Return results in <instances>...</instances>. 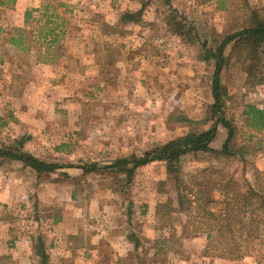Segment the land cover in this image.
Wrapping results in <instances>:
<instances>
[{
    "label": "rangeland",
    "instance_id": "obj_1",
    "mask_svg": "<svg viewBox=\"0 0 264 264\" xmlns=\"http://www.w3.org/2000/svg\"><path fill=\"white\" fill-rule=\"evenodd\" d=\"M0 1L6 3V8L0 5V146L24 137L23 150L63 164L57 172L69 174L66 170L77 172L85 163L101 166L119 156L141 154L210 125L213 66L200 58L199 43L183 42L166 31L163 17L168 8L159 0H25L28 10L39 8L32 11L37 23L30 20V26L24 24L25 12L19 16L11 7L15 0ZM233 1L173 0L172 6L204 37L210 31H223L236 18ZM249 1L264 9V0ZM45 5L48 13H57L65 24L61 39L65 55L53 64L36 62L37 53L44 50L40 41L25 45V50L6 42L15 27H26L29 37L35 33L45 20L41 16ZM141 5L145 7L142 23H118L123 10H137ZM19 20H23L21 25L16 24ZM221 79L230 95L226 115L237 124L238 138L246 144L250 130L243 105L264 107V75L250 83L231 59ZM226 133L218 124L211 142L214 149L221 148ZM256 141L254 137L251 143ZM10 164L21 163L6 161L0 163V170H22ZM57 172L55 181H36L33 172L34 178L27 176L25 202L19 201L16 208L0 206L17 231L37 237L42 233L52 241L57 239L61 247L69 239L67 230L96 231L97 236L86 235L96 246L86 264H136L128 257L115 261L118 252L129 249L128 243H118L130 232L142 238L131 252L145 264H200L196 260L202 257H219L208 247L206 224L195 218L198 211L186 205L179 209L174 176L163 162L139 167L128 184L120 176L122 193L109 187L110 178L89 174L77 186L70 179H58ZM74 174L69 175L81 176L83 170ZM181 177L193 188L191 193L200 185L204 198L234 203L232 197L242 196L249 184L264 187V149L244 159L215 151L187 154L181 161ZM8 180L5 175L0 178ZM251 210L247 217L256 214ZM235 228L242 256L227 259L248 258L252 264L259 259L264 264V224L256 238H248L240 224ZM73 236L75 242L84 240ZM61 247L57 257L63 253ZM61 264L72 263L64 257Z\"/></svg>",
    "mask_w": 264,
    "mask_h": 264
},
{
    "label": "trees",
    "instance_id": "obj_2",
    "mask_svg": "<svg viewBox=\"0 0 264 264\" xmlns=\"http://www.w3.org/2000/svg\"><path fill=\"white\" fill-rule=\"evenodd\" d=\"M159 1L168 8V13L163 17L166 31L179 37L183 42L199 43L200 58L213 66L212 103L209 106L210 125L207 128L189 131L158 143L141 154L119 156L110 163L101 166L95 162L85 163L80 166L83 174L76 177H71L64 171L57 172L59 168L64 167L63 164L39 159L32 153L23 150L26 140L24 137L16 139L14 143L0 146V163L18 161L32 169L36 181L48 179L55 181L53 174L57 172L60 177L58 179H70L77 186L80 185V178H85L89 174L100 175L110 178L113 184H110L109 187L122 193L123 183L120 181V176H123V181L128 184L134 178L139 167L152 161H161L165 165V170L174 176L179 209H184L185 205L188 209L194 207L198 211L195 218L199 220L198 222H205L207 227L205 235L208 247L215 251L213 255L217 254L216 256L230 259L240 258L242 249L239 244H236L238 239L235 225H242L248 238L258 237L260 225L264 224V187L249 184L246 192L241 194L242 196L232 197L235 200L234 203L226 199L204 198L200 185L198 186L199 190L191 193L193 188L184 182L181 177V161L187 154L207 151L220 152L227 156L238 155L244 159L248 153L264 149V107L248 103L243 105L245 122L250 130L246 139L247 145V142L245 144L244 140L240 141L241 139L238 138L237 124L226 115L225 108L227 101L230 100V95L226 84L221 79V74L228 67L231 59L235 60L245 72L246 79L250 83H254L260 75H264V9L252 6L249 0H234L232 13L237 15L236 18L223 31H210L208 36L203 37L194 23L175 12L172 6L173 0ZM48 7V5L43 7L45 10L41 16L45 20L37 25L35 33L29 37L26 34V27H15L14 33L8 34L6 42L17 50H25V45L32 41H40V46H43L44 50L37 53L36 62L53 64L59 57L65 55L64 44L61 42L65 33V24L63 18L57 13H48ZM144 8V5H141L137 10H123L119 14L118 23L125 25L142 23ZM33 10L39 11V8L25 11V26L31 25L30 20L35 21L32 15ZM53 17L59 18L61 21L59 22ZM0 61H2L1 58ZM218 124L222 125L227 133L221 148L216 150L211 146V142L216 137ZM254 137H257L256 144L251 143ZM252 148L253 150H251ZM74 197H76V191L72 192V198ZM218 204L224 205L214 209V206L216 207ZM166 205L168 204L164 203V206ZM251 209L255 210L256 214L253 213L252 216L247 217L246 214ZM160 210L161 208L158 209V212ZM127 237L133 241L134 249L137 250L141 244L139 237L133 232H130ZM35 251L40 263L48 264V255L41 238H37ZM128 258L136 260V264L146 263L135 254L129 255ZM257 263L262 264L259 259ZM0 264H11L9 255L0 256Z\"/></svg>",
    "mask_w": 264,
    "mask_h": 264
},
{
    "label": "crops",
    "instance_id": "obj_3",
    "mask_svg": "<svg viewBox=\"0 0 264 264\" xmlns=\"http://www.w3.org/2000/svg\"><path fill=\"white\" fill-rule=\"evenodd\" d=\"M0 5H3L2 7L6 8L5 2L0 1ZM29 5L25 2V0H15V3L13 5L11 4V7L15 8L16 13L21 16L26 10H28ZM22 21L19 20L16 22V24L21 25V23H23ZM10 165L14 167H20L22 168V170H0V178L4 177V175L5 177L8 176L9 178V180L6 182L0 181V206L5 207L6 205L7 207L10 206L12 208H16V204H18L19 201L21 203L25 202L27 198L25 193L28 192V182L30 181L28 180L27 176L31 178L30 176L32 175V178H34V175L32 169L30 167L24 166L23 164ZM23 170H25L26 179L23 177ZM66 171L69 174L75 173L74 175L82 173L80 167H78L77 172H73L70 170ZM46 184L47 183L45 182L41 183V185ZM85 230L87 229L85 228ZM85 230L80 228L78 230L65 231L66 234H69V239L65 240L63 246L61 247L57 245V239L52 241L51 239L46 238L45 235H43L41 232V236L37 237L35 235L36 233L34 234V236L33 234L28 235V232L25 233V231L23 230L17 231L15 223H13L11 218L6 217V215H2V211L0 210V256L9 255L11 264H41L39 261V257L35 251L37 238H41L44 243L45 252L48 255V264H61V262L64 261V257H67L72 264H78V262L86 264L88 263V257L91 256V248H96V246L94 245L95 242H92L90 239L88 240V237L86 238V235L90 234L91 236L92 233L93 235L97 236L98 233L96 231L86 232ZM77 234L83 237L84 240L75 242L73 240L75 236L73 235ZM127 236L128 234L125 235V238H122L123 241H121V243H118V245H122L126 242L125 244H129V249L125 250L123 254L121 252H118V254H116L115 256V261H121L122 258H127L129 255L132 254L131 250H133L134 248V243L132 240L128 239ZM56 237L60 238L61 236L57 234ZM140 241H142V238L140 239ZM60 247L62 248L61 251L63 253L61 256L57 257V253H59L57 250H59ZM197 261H199L200 264H239L240 262L241 264H252L248 258H242L241 260L238 259L231 261L227 258L213 256H205L201 259H197L196 262ZM191 263L192 262H189L188 264Z\"/></svg>",
    "mask_w": 264,
    "mask_h": 264
}]
</instances>
